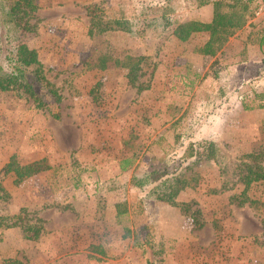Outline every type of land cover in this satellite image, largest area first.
Instances as JSON below:
<instances>
[{
    "label": "rangeland",
    "instance_id": "obj_1",
    "mask_svg": "<svg viewBox=\"0 0 264 264\" xmlns=\"http://www.w3.org/2000/svg\"><path fill=\"white\" fill-rule=\"evenodd\" d=\"M99 1L135 31L89 34L86 6ZM38 3L34 29L16 41L37 51L61 98L37 88L47 105L36 107L19 90L0 91V264H264L261 216L249 202L230 201L242 183L224 179L208 157L210 143L221 163L264 149V106L245 108L264 89V0H253L247 21L213 55L200 50L207 31L185 40L172 32L179 21H209L213 0ZM1 40L4 55L14 41ZM125 54L149 56L138 79L147 88L131 85L127 68L114 63ZM127 155L134 163L121 171ZM39 158L50 167L17 183L3 168ZM159 164L189 178L176 199L190 210L135 184ZM247 194L264 202V181ZM23 207L42 226L35 240L1 220Z\"/></svg>",
    "mask_w": 264,
    "mask_h": 264
},
{
    "label": "trees",
    "instance_id": "obj_2",
    "mask_svg": "<svg viewBox=\"0 0 264 264\" xmlns=\"http://www.w3.org/2000/svg\"><path fill=\"white\" fill-rule=\"evenodd\" d=\"M253 0H213V13L209 21L191 19L179 21L173 28V34L180 40L187 39L191 34L199 31H207L208 39L201 47V51L207 54H215L228 40V37L240 28L252 14L253 9L250 4ZM103 2H93L86 6L90 15L89 34L104 32L107 30H123L127 32L135 31L131 21L124 17H112L103 13ZM39 7L38 0H0V91L19 90L30 97L36 107H45L47 103L37 93L36 89L41 88L54 96L58 102L61 98L57 88L48 80L43 65L38 58L37 51L29 47L25 41H16L18 34L32 31L34 29L30 18L33 17L35 10ZM163 26L168 25L164 20ZM14 41L12 47L7 49V53L2 54L1 36ZM260 43L264 44V32L260 35ZM149 56L125 54L122 59H114V63L127 68V78L131 85L137 86L139 90L147 88L148 83L138 82L139 75H142V62ZM108 56H99L97 65L100 68L107 66ZM258 99L256 105H245V108L254 106H264V89L255 93L252 100ZM58 116V113L56 114ZM218 147L216 143H210L208 147V157L219 162L220 173L224 179L234 184L236 181L242 183L240 191H233L229 199L238 205L246 202L253 205L256 212L261 216L260 221L264 230V202L259 198L247 194V189L252 182L264 181V149H255L241 155L239 161L230 163H221L217 155ZM135 157L127 155L119 159V169L124 171L130 168L134 163ZM50 167L45 158L32 160L24 164L13 165L10 161L4 165L5 172L13 171L15 174L14 182H19L39 171ZM236 176V179H231ZM189 178L182 172L169 174L167 166L159 164L143 171L134 178L138 186L146 183L150 184L147 195L152 199L164 201L172 205H177L183 210H190L188 202L176 199L177 192L186 184H189ZM122 211L118 210L117 213ZM3 224L7 227L21 225L24 234L30 239H37L42 230L41 224L29 221V216L25 208L11 215H4L1 218ZM91 247L99 253H103L100 245L92 244ZM16 263L17 260H12Z\"/></svg>",
    "mask_w": 264,
    "mask_h": 264
}]
</instances>
